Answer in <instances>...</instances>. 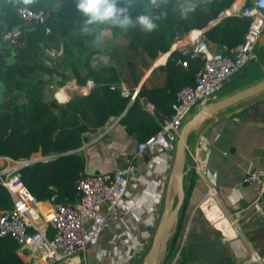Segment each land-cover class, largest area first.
Segmentation results:
<instances>
[{
  "label": "crops",
  "instance_id": "0c3cea01",
  "mask_svg": "<svg viewBox=\"0 0 264 264\" xmlns=\"http://www.w3.org/2000/svg\"><path fill=\"white\" fill-rule=\"evenodd\" d=\"M251 1L236 0L223 15L201 29L195 28L179 35L168 51L160 52L155 57L141 49H133L131 37L126 31L114 33L110 28L103 30L100 38L102 53L94 56L92 64L100 66L105 62L102 57L108 56L110 60L107 63L119 70L117 85L136 89L139 95L137 108L130 115L122 112L111 116L103 126L92 128L85 134L83 144L77 150L84 160L82 174L110 171L117 165L127 166V160L134 155L138 144L154 135L159 127L157 117L145 111L144 103L150 101L164 113L174 110L180 85V64L177 62L180 41L195 35L206 38L210 28L226 16L239 15L237 11ZM31 28V24L21 21L14 28V33L22 35ZM241 43L231 47L235 49ZM210 46L216 50L219 45L211 42ZM256 51L258 59L238 71L214 101L264 81V33ZM175 56L176 62L173 61ZM42 57L62 73L59 79L65 81L61 86H46V93L52 91L59 101L67 102L76 94L89 92L84 88L85 84L76 83L56 44L44 45ZM10 61L14 62V59ZM194 82L193 78L188 84ZM3 91L0 83V100L5 105L24 101L23 92L4 94ZM202 137L207 139L210 150L207 173L201 177L186 154L185 189L186 193H190L188 216L181 238L172 246L176 228L160 264H241L255 252L264 260V193L259 195L251 183L244 181L243 176L246 170L257 165L264 152V91L209 116L195 128L187 146L199 155L202 153L199 148ZM53 157L55 155H45L39 150L32 157L23 159L36 162ZM173 160L170 152H148L144 159L138 161L137 169L130 175L125 205L109 214V226L99 243L69 262L140 264L163 215L175 200ZM14 161L0 156V168L11 166L15 164ZM39 202L44 210L53 206L49 201ZM53 236L54 232L50 229L48 237L51 239ZM16 253L28 264L30 255H24L19 249ZM43 253L42 249L37 248L32 254L41 258Z\"/></svg>",
  "mask_w": 264,
  "mask_h": 264
},
{
  "label": "trees",
  "instance_id": "16d2710c",
  "mask_svg": "<svg viewBox=\"0 0 264 264\" xmlns=\"http://www.w3.org/2000/svg\"><path fill=\"white\" fill-rule=\"evenodd\" d=\"M235 1L194 0L197 7L187 17H181L175 9L176 0H160L162 7L158 9L151 8L152 0H132L133 16L151 11L159 17V26L151 33H145L139 27L126 32L131 37L133 49H141L155 57L168 51L179 35L201 29L223 15ZM74 4L75 0H0V38L20 24L17 13L20 6L44 9L48 13L45 23H33L29 31L16 39L14 48L12 43L0 42L3 92L24 93L22 103L8 106L0 100V156L19 160L30 158L39 150L45 155H55L49 160L32 162L19 171L35 199L53 205L70 203L77 197L76 181L84 170V160L77 150L83 144L85 134L92 128L103 126L111 116L122 112L130 115L137 108L136 101L129 104V100L121 96L117 85L120 75L115 65L92 64L94 56L102 53L100 39L80 31L82 18ZM249 24L250 19L243 15L226 16L206 32V39L218 45H237L243 41ZM102 28L118 32L108 26ZM51 44H56L77 84L83 85L88 79L95 81L92 90L76 94L67 102L59 101L52 91L45 92L46 86L65 84L59 79L62 73L42 57L44 45ZM11 58L14 62L10 61ZM173 61L176 62V56ZM178 66L179 91L195 79L202 61L191 62L188 71ZM12 205L10 192L0 183V209H9ZM189 206L190 193L187 192L172 246L181 238ZM17 249L16 240L0 237V264H27L17 255Z\"/></svg>",
  "mask_w": 264,
  "mask_h": 264
},
{
  "label": "built area",
  "instance_id": "2783aa9c",
  "mask_svg": "<svg viewBox=\"0 0 264 264\" xmlns=\"http://www.w3.org/2000/svg\"><path fill=\"white\" fill-rule=\"evenodd\" d=\"M18 16L24 23H45L48 13L44 9L28 6L18 8ZM237 13L250 19L242 43L232 48L224 43L213 50L211 42L202 35L190 36L180 41L177 47L178 64L189 68L191 62L202 61L195 82L183 85L177 93L172 114L168 115L148 101L144 109L157 117L159 130L138 144L134 155L127 160L126 168L117 165L113 170L82 174L76 181L77 197L70 203H57L44 210L20 176V169L30 161L19 159L15 164L0 168V183L10 192L13 205L0 209V237H11L18 243L24 255H30L28 264H71L69 261L95 247L103 232L109 226V214L121 209L127 200L130 175L137 169L138 161L148 152L164 153L175 149L183 125L200 107L213 102L226 83L245 65L258 59L256 51L264 33V0H252ZM13 40L7 31L0 42ZM96 86L93 79L84 85L86 91ZM121 96L134 103L138 90L120 87ZM202 153L187 146L186 154L193 161V168L201 176L207 173L210 150L207 139H200ZM244 181L251 183L257 193H264V152L260 161L244 173ZM213 189V188H212ZM52 229L54 236L48 237ZM44 251L41 258L32 253L35 249ZM241 264H264L258 253H253Z\"/></svg>",
  "mask_w": 264,
  "mask_h": 264
},
{
  "label": "water",
  "instance_id": "95a60500",
  "mask_svg": "<svg viewBox=\"0 0 264 264\" xmlns=\"http://www.w3.org/2000/svg\"><path fill=\"white\" fill-rule=\"evenodd\" d=\"M264 91V81L257 83L247 89L237 92L233 95L224 97L211 102L202 107L193 117H191L182 127L177 139L175 149L170 151L173 155L172 165V184L175 191L176 202L173 203L167 212L163 215L157 230L153 236L151 245L140 264H160L162 255L166 250L168 241L180 218L181 211L185 204V167H186V149L188 139L192 131L203 123L209 116L214 115L224 109H227L249 97L257 95ZM33 161H30L32 163ZM126 168V167H124Z\"/></svg>",
  "mask_w": 264,
  "mask_h": 264
},
{
  "label": "clouds",
  "instance_id": "9594fccd",
  "mask_svg": "<svg viewBox=\"0 0 264 264\" xmlns=\"http://www.w3.org/2000/svg\"><path fill=\"white\" fill-rule=\"evenodd\" d=\"M74 7L82 18L80 31L83 34H94L96 39L103 36L102 26L127 31L139 27L145 33L158 28V16L151 11H143L133 16L132 0H75ZM160 0H152L151 8L158 9ZM197 7L194 0H176L175 9L181 17H187ZM107 63L110 58L103 56Z\"/></svg>",
  "mask_w": 264,
  "mask_h": 264
},
{
  "label": "rangeland",
  "instance_id": "374dc122",
  "mask_svg": "<svg viewBox=\"0 0 264 264\" xmlns=\"http://www.w3.org/2000/svg\"><path fill=\"white\" fill-rule=\"evenodd\" d=\"M58 5H60V4H58ZM31 25H32V24H31ZM9 32H12V34H13V40H12V42H9V44L12 43V48H14V47L17 45V43H16V42H17L16 39H17L18 37H20L21 35H19V34H17L18 36L15 35V33H14V29L10 30ZM26 32H27V31H26ZM26 32H25V33H26ZM25 33H24V34H25ZM26 159H27V158H26ZM175 202H176V198H175V200H174V204H175Z\"/></svg>",
  "mask_w": 264,
  "mask_h": 264
},
{
  "label": "bare ground",
  "instance_id": "6f19581e",
  "mask_svg": "<svg viewBox=\"0 0 264 264\" xmlns=\"http://www.w3.org/2000/svg\"><path fill=\"white\" fill-rule=\"evenodd\" d=\"M227 229V228H226Z\"/></svg>",
  "mask_w": 264,
  "mask_h": 264
}]
</instances>
